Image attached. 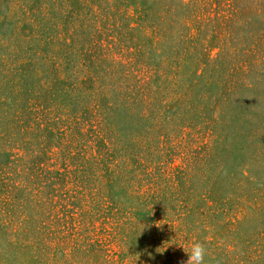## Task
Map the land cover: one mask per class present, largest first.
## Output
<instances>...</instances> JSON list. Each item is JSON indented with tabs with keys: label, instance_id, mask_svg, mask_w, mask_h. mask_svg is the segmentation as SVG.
Here are the masks:
<instances>
[{
	"label": "rangeland",
	"instance_id": "rangeland-1",
	"mask_svg": "<svg viewBox=\"0 0 264 264\" xmlns=\"http://www.w3.org/2000/svg\"><path fill=\"white\" fill-rule=\"evenodd\" d=\"M194 241L264 264V0H0V264Z\"/></svg>",
	"mask_w": 264,
	"mask_h": 264
},
{
	"label": "clouds",
	"instance_id": "clouds-1",
	"mask_svg": "<svg viewBox=\"0 0 264 264\" xmlns=\"http://www.w3.org/2000/svg\"><path fill=\"white\" fill-rule=\"evenodd\" d=\"M179 245L183 247L185 253L188 255V259L186 261H182L181 264H205V258L207 255L205 242L194 241L189 247H185L183 244ZM164 250H166V248Z\"/></svg>",
	"mask_w": 264,
	"mask_h": 264
},
{
	"label": "trees",
	"instance_id": "trees-1",
	"mask_svg": "<svg viewBox=\"0 0 264 264\" xmlns=\"http://www.w3.org/2000/svg\"><path fill=\"white\" fill-rule=\"evenodd\" d=\"M184 4L187 6L188 5V3L186 2V1H184ZM184 7V6H183Z\"/></svg>",
	"mask_w": 264,
	"mask_h": 264
}]
</instances>
